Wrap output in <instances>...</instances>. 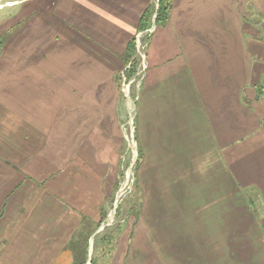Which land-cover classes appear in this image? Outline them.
Here are the masks:
<instances>
[{
  "label": "crops",
  "instance_id": "0c3cea01",
  "mask_svg": "<svg viewBox=\"0 0 264 264\" xmlns=\"http://www.w3.org/2000/svg\"><path fill=\"white\" fill-rule=\"evenodd\" d=\"M20 4L18 16L0 18V264H74L69 243L82 216L96 219L102 205L90 178L100 181L108 150V99L100 96L155 0ZM49 41L91 58L85 89L70 66L56 65L63 74L42 88L38 63ZM94 61L101 79L88 93ZM146 61L135 119L142 206L132 235L152 249L157 233L169 244L175 234L182 246L188 232L218 233L242 217L236 246L244 255L236 262L228 243L226 256L264 264V0H173ZM77 152L97 166L74 172ZM115 253L114 264H123L126 255Z\"/></svg>",
  "mask_w": 264,
  "mask_h": 264
},
{
  "label": "rangeland",
  "instance_id": "374dc122",
  "mask_svg": "<svg viewBox=\"0 0 264 264\" xmlns=\"http://www.w3.org/2000/svg\"><path fill=\"white\" fill-rule=\"evenodd\" d=\"M20 1L22 0H0V18L9 17L14 14H17L18 16L21 5ZM58 6L59 3H56L51 11H54ZM147 28L138 32L146 31ZM152 32L150 34L147 32L140 37V45L142 44L140 51L142 54L144 52L146 53L149 35H151ZM134 34L136 35L135 32L133 35ZM49 43L53 46L50 49L52 51L47 50L45 47L44 55L39 57L40 61L38 63L43 70L38 75L41 77L42 88L46 89L52 87V81L55 76L57 74H63L52 71V66L54 67V65H56L61 69L65 66H70V70H74L75 76L80 75L83 77L78 83L79 87L82 86L85 89V86L89 84L85 80L91 75L89 69L92 71L96 67H93L91 58L83 54H77L76 50L74 54L72 52H70V54L67 52L64 53L59 49L56 41H49ZM83 44H85V42H83ZM94 44L97 45L98 43L94 42ZM134 57L137 62L135 73H137L139 69L137 76L132 79L134 76L133 74V76L128 79L123 73V77L125 78L124 83L128 84L127 82L130 80L128 96H125L126 94L124 91L127 85H125L122 90L123 79L122 82L118 83V80H115L114 82L112 78L114 72L110 76L111 81L107 84L106 90L104 91L103 89L100 96V99H108V150L106 152V158L101 165L102 173L101 176L98 177L101 178L100 181H97L96 178L94 179L90 175L92 186L91 194L92 200H94L96 204H98V202H100L99 205L102 203L99 211L106 213L107 217L104 218L102 223H109L94 235L92 246L98 244V238L101 235L109 237V241L105 244L99 245L94 252L98 264H114L116 256L118 255V253H115L116 248L126 255L123 264H201L199 263L200 257L202 264H242V261L240 260L244 259L238 260L240 261L239 263H233L228 260V257L226 256V252L229 250V247H227L228 243L236 252L235 260L239 256V251L244 255V248L236 246L244 238V224L242 217H235V225L230 227L226 225L223 227L224 229L218 233L209 232L205 228L204 231L200 229L199 231L188 232L185 234L186 243H182V246H178V243L175 240V234L171 235L172 240L169 244L164 240L165 233H157V241L155 242L161 243L164 247H160L159 243H155V247L152 249L148 248L141 239L137 240V238H135L137 232L133 233L135 236L132 235V227L140 218L139 214L142 206V199L140 196L141 185L139 179L141 159L137 165L138 142L135 138L137 133L134 121L136 119L137 106L138 110L140 108V101L138 103L137 99L141 89L140 84L142 80L140 77L144 76V71L146 69L143 70L141 66L139 67L141 64V58L138 52ZM94 62H97L98 65L94 75L92 74L93 79L95 78V82L92 85L91 90L86 89L89 90L88 93L95 91L99 87V80L101 79L100 73L102 68L99 67L100 65L98 61ZM55 81L58 80L55 79ZM78 92L81 93L79 94L80 96L84 91L83 89L78 88ZM83 96L85 99L88 98L87 95L83 94ZM128 99L132 101V110L129 109ZM77 157H79V160L74 169V172L76 170L77 174L82 172L84 167L89 168L91 166V169H93L97 166L93 163L89 165L88 162H86L87 159L82 162L80 160L81 155L78 152ZM81 164H85V166L79 167L78 165ZM88 176L89 174H87L86 171L85 179H88ZM78 179L79 178L77 177V180ZM95 209L96 206H93L92 210ZM96 210H98V208ZM241 210H243V206L237 208V212ZM111 214L113 215V217H110L111 222L110 220L106 222V219L109 218ZM148 234H150L148 231L142 233V235L145 236ZM151 234L153 235V233ZM111 245H113L112 248H110ZM142 246L146 247L141 249ZM246 262H248L246 264H258L249 263L250 261Z\"/></svg>",
  "mask_w": 264,
  "mask_h": 264
},
{
  "label": "trees",
  "instance_id": "16d2710c",
  "mask_svg": "<svg viewBox=\"0 0 264 264\" xmlns=\"http://www.w3.org/2000/svg\"><path fill=\"white\" fill-rule=\"evenodd\" d=\"M173 0H158L157 8L155 10L154 5L147 6L140 14L138 23L136 25L135 33L142 31L145 28L149 27L151 24L152 15L155 13V25L160 26L165 24L169 18V12L172 6ZM135 35V34H134ZM127 41L124 52L122 54V59L124 62L123 73L126 78L130 79L133 74H135L137 62L134 57L135 55V36ZM127 65H129L127 67ZM118 83L122 82V74L119 73L117 77ZM135 124V121H134ZM136 138V137H135ZM141 159V152L138 147V156H137V165ZM107 217L106 213L101 211L96 219L90 218L87 216H82L79 229L75 232L72 240L69 243V246L72 247L74 264H86L88 259V240L89 237L102 225L104 218ZM109 241V237L106 235H101L98 238V244L93 246L92 256L90 259V264H98L94 252L96 248L101 244H105ZM113 245L110 246L112 248Z\"/></svg>",
  "mask_w": 264,
  "mask_h": 264
},
{
  "label": "built area",
  "instance_id": "2783aa9c",
  "mask_svg": "<svg viewBox=\"0 0 264 264\" xmlns=\"http://www.w3.org/2000/svg\"><path fill=\"white\" fill-rule=\"evenodd\" d=\"M155 29V24H153V23H151V25H150V27L149 28H147L146 29V31H143V32H138V33H136V35H135V41H136V43H135V54L138 52V54L140 55V58H141V61H140V65H139V67L141 66L142 68H143V70L146 68V60H145V58H146V53L144 52L143 54L141 53V51H140V48H141V45H140V37L143 35V34H145V33H147L148 32V34H150L153 30ZM149 37H150V35H149ZM129 65H127V67H128ZM138 71H139V69H138ZM138 71H137V73H138ZM137 73H135L134 74V76L132 77V79H134L136 76H137ZM124 75H123V72H122V79H123V86H122V90H123V88L125 87V85H128V88H129V82H130V80L127 82L128 84H125L124 83V77H123ZM141 78V80H142V78H143V76H141L140 77ZM111 217H113V215H111ZM110 218H107L106 219V222H108L107 220H109ZM108 223H102V226L104 227L105 225H107ZM102 227V228H103Z\"/></svg>",
  "mask_w": 264,
  "mask_h": 264
},
{
  "label": "water",
  "instance_id": "95a60500",
  "mask_svg": "<svg viewBox=\"0 0 264 264\" xmlns=\"http://www.w3.org/2000/svg\"><path fill=\"white\" fill-rule=\"evenodd\" d=\"M157 1L158 0H156L155 1V10H156V8H157ZM152 23L153 24H155V13L153 14V16H152ZM102 225L90 236V246H92V243H93V237H94V235L96 234V233H98L99 232V230H101L102 229ZM87 264H90V257L88 256V261H87Z\"/></svg>",
  "mask_w": 264,
  "mask_h": 264
},
{
  "label": "bare ground",
  "instance_id": "6f19581e",
  "mask_svg": "<svg viewBox=\"0 0 264 264\" xmlns=\"http://www.w3.org/2000/svg\"><path fill=\"white\" fill-rule=\"evenodd\" d=\"M141 45H142V44H141ZM124 91H125V94H126L125 96H128V85L126 86V88H125ZM128 100H129V101H128V103H129V109L132 110V105H133V104H132V101H131L130 99H128ZM133 147H134V146H133ZM129 176H130V175H129ZM127 177H128V176H127ZM126 180H127V179H126ZM126 180H125V181H126ZM122 192H123V191H122ZM113 214H114V213H113ZM111 215H112V214H111ZM111 215L109 216V218L111 217ZM109 220H110V219H109ZM107 221H108V220H107ZM110 222H111V220H110ZM108 223H109V222H108ZM106 226H107V225H106ZM92 244H93V243H92Z\"/></svg>",
  "mask_w": 264,
  "mask_h": 264
}]
</instances>
